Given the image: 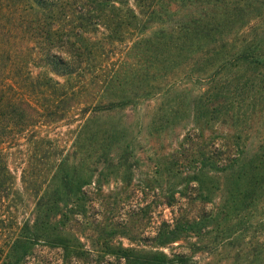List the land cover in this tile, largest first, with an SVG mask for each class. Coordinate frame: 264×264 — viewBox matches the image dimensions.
<instances>
[{
  "label": "trees",
  "instance_id": "trees-1",
  "mask_svg": "<svg viewBox=\"0 0 264 264\" xmlns=\"http://www.w3.org/2000/svg\"><path fill=\"white\" fill-rule=\"evenodd\" d=\"M140 149L173 216L133 245L87 188ZM43 248L264 264V0H0V264Z\"/></svg>",
  "mask_w": 264,
  "mask_h": 264
},
{
  "label": "rangeland",
  "instance_id": "rangeland-1",
  "mask_svg": "<svg viewBox=\"0 0 264 264\" xmlns=\"http://www.w3.org/2000/svg\"><path fill=\"white\" fill-rule=\"evenodd\" d=\"M141 157L145 160L135 172L136 180L126 185L121 182H113L111 185L95 190L90 186L87 190L94 192L87 216L106 227V232L115 231V224H119L118 232L133 231V245L139 243L141 238L152 237L162 221L172 218V208L163 204V199L157 189H144L141 177L145 172H150V161L144 150L140 149ZM132 195L129 197V195ZM90 233V232H89ZM95 233H93L94 235ZM107 234V233H106ZM106 234H103L106 236ZM117 235V234H116ZM96 236V235H95ZM99 236V235H98ZM118 237V236H116ZM124 245L132 244L128 239L116 238ZM180 248L173 246L168 252H178ZM25 264H123L113 256L92 254L89 259L70 261L64 258L60 250L43 248L36 252L35 257L28 258Z\"/></svg>",
  "mask_w": 264,
  "mask_h": 264
}]
</instances>
